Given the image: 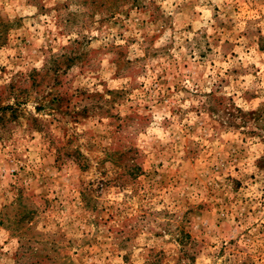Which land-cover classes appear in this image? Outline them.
<instances>
[{"label":"rangeland","instance_id":"374dc122","mask_svg":"<svg viewBox=\"0 0 264 264\" xmlns=\"http://www.w3.org/2000/svg\"><path fill=\"white\" fill-rule=\"evenodd\" d=\"M0 264H264V0H0Z\"/></svg>","mask_w":264,"mask_h":264},{"label":"trees","instance_id":"16d2710c","mask_svg":"<svg viewBox=\"0 0 264 264\" xmlns=\"http://www.w3.org/2000/svg\"><path fill=\"white\" fill-rule=\"evenodd\" d=\"M7 108H8V106H2V107H0V110L5 111Z\"/></svg>","mask_w":264,"mask_h":264}]
</instances>
